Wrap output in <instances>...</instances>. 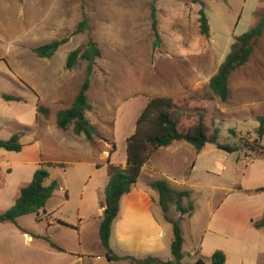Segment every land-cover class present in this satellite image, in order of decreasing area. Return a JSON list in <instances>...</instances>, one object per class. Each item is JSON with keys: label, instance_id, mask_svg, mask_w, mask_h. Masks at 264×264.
I'll use <instances>...</instances> for the list:
<instances>
[{"label": "rangeland", "instance_id": "374dc122", "mask_svg": "<svg viewBox=\"0 0 264 264\" xmlns=\"http://www.w3.org/2000/svg\"><path fill=\"white\" fill-rule=\"evenodd\" d=\"M201 4L209 24L208 36L199 31ZM152 5L160 36V45L155 50L150 29ZM263 14L264 0H0V134L32 130L39 114L36 107L31 102L21 105L5 101L2 94L29 95L30 90L37 97L32 85L44 78L42 70L60 71L51 78L67 80L61 88L54 89L61 90L64 98L77 93L86 64L80 61L68 70L66 57L91 40L101 54L93 65L87 92L90 106L87 118L95 128V139L114 146L111 153L117 164L125 157V140L133 134L135 120L147 101L169 97L179 107L180 129L191 127L202 113L208 135L218 129L219 143L240 147L234 153L220 150L225 155L224 173L232 170L234 164L244 168L245 161L254 156L244 145L259 142L256 118L264 117V30L248 61L230 74L226 101L214 97L207 85L235 37L252 28ZM84 18L87 27L73 34ZM62 38L67 41L50 58H39L33 52L37 46ZM45 89L51 90V85L47 84ZM49 141L57 147L64 145L54 137ZM49 141L41 135L37 137L43 157L52 153L51 158L63 164L49 166L50 177L57 183L79 184L70 187L68 199L57 190L47 202L45 209L52 211L50 217L56 222L55 227H45L33 214L23 216L20 223L32 237L42 238L45 232L50 233L51 239L66 251H99L94 207L84 201L79 209V192L80 183L101 181L87 179L94 168L86 164L88 158L55 150ZM20 142L25 144L26 137ZM260 144L264 146V136ZM155 150H150L148 156ZM177 214L170 206L168 217L178 220ZM206 220L203 210L190 223L188 216H183L179 227L186 235L192 224L200 236ZM164 225L170 227L172 237L171 226ZM192 237L183 241L182 264L194 263L188 254L199 237L194 234ZM11 240H17L19 252L23 237L17 235ZM193 252L195 256L198 254L196 248Z\"/></svg>", "mask_w": 264, "mask_h": 264}, {"label": "crops", "instance_id": "0c3cea01", "mask_svg": "<svg viewBox=\"0 0 264 264\" xmlns=\"http://www.w3.org/2000/svg\"><path fill=\"white\" fill-rule=\"evenodd\" d=\"M42 72L44 78L37 79L36 84L32 85L38 94L37 97L29 90V95H15L22 100L8 101L21 105L31 102L33 107L39 104L47 108L49 113L46 118L37 114L32 130L28 125L27 130L14 132L21 133L20 141L26 137L25 144L20 142V151L9 152L0 149V213L13 205L20 188L31 181L40 163H48L50 166L63 165L59 160L51 158L54 155L52 153L48 152L43 157L37 142L38 135L47 141L54 137L64 145L57 147L49 141L51 147L60 152L88 158L86 164L94 168L89 172L87 179L91 181L96 178L101 181L80 183L82 186L79 192V209L84 201L94 207L92 215L98 235L104 208V188L108 181L107 165L124 168L126 155L117 164L113 153L109 154L112 144L103 139H95L96 132L92 140L88 141L82 135H75L71 129H59L55 124V113L70 107L76 93H72L67 99L64 98L61 90L54 89L61 88L62 83L67 80L51 78L55 72L60 71L44 69ZM47 84L51 85V90L45 89ZM51 108L54 110L51 111ZM85 116L87 118V112ZM14 133L0 134V139L7 140ZM224 161L225 155L220 150L205 145L196 151L184 141H173L169 146L152 152L141 168L136 183L120 200L118 216L111 228L110 250L118 257L172 260L170 227H166L164 223L171 225L163 219L157 204V195L149 187L150 182L163 180L175 190L189 191L190 201L194 206L193 213L188 217L189 223L193 219L196 221V216L203 210L206 214L207 220L200 236H197L199 233L192 224L186 230V235L182 233L183 241L186 238L193 239V234L199 237L196 238L193 249L196 248L198 256L204 258V264L210 263L209 257L216 250L224 253V264H264V228L256 229L251 224V221L264 216V155L253 156L250 161H245L244 168L234 164L233 169L226 173L223 172ZM49 168L47 167L48 170ZM77 184L79 183H57L53 194L59 190L63 192L65 199H68L70 187L73 188ZM51 213L52 211L48 212L44 207V210L33 215L37 222H43L45 227L51 228L56 226V222L50 217ZM77 215L79 221H82L80 210ZM22 217L17 218L15 223H0V264H137L122 259L108 261L100 240L99 251L96 252L66 251L51 239L50 233L45 232L44 238L27 234L25 226L20 223ZM17 235L23 237L19 252L16 251L19 248L17 240H11V237ZM193 249L188 256L195 262L197 256L194 255Z\"/></svg>", "mask_w": 264, "mask_h": 264}, {"label": "trees", "instance_id": "16d2710c", "mask_svg": "<svg viewBox=\"0 0 264 264\" xmlns=\"http://www.w3.org/2000/svg\"><path fill=\"white\" fill-rule=\"evenodd\" d=\"M198 23L200 34L208 36L209 24L202 4L198 11ZM86 27L87 24L84 18L73 31V34L80 33ZM150 29L153 37L152 46L153 50H155L160 45V36L156 9L153 5L150 8ZM263 30L264 14L252 28L235 37L229 52L215 74L209 79L207 85L209 91L221 102L226 101L228 98V78L230 74L248 61L253 52V45ZM66 41V38L52 40L37 46L33 49V52L39 58H50L59 46ZM100 54V49L91 40L67 54L65 68L68 70L74 68L80 61L85 62L84 78L70 107L55 113V124L59 129H71L75 135H82L88 141L92 140L95 128L85 116V113L90 109L87 101V92L90 88L91 76L93 75V65L95 60L100 57ZM2 98L5 101H20L19 97L8 94H2ZM36 112L46 118L49 110L37 104ZM181 118L179 107L171 98L153 97L149 99L135 120L133 134L125 140V167L107 165L108 181L104 188V200L102 203L104 208L98 226V237L108 261L122 259L137 264H182L181 260L184 256L182 253L183 236L179 227V220L183 216L189 217L194 211V206L190 201L189 191L175 190L163 180L152 181L149 183V187L157 195V204L162 211L163 219L171 225L170 254L172 260L161 261L152 257L144 259H134L127 256L118 257L109 248L111 228L118 216L120 200L136 183L140 170L148 159L150 150L169 146L173 141H184L193 146L196 151L201 150L207 144L214 145L216 149L227 153L239 151L240 147L238 146H230L218 142V129H214L212 134L208 135L202 113L197 115L195 123L186 130L180 129ZM256 121L258 126L255 133L259 142L244 146L255 157H258L264 155V146L260 144L264 136V117L257 116ZM20 136L21 133L18 132L7 140L0 139V149L9 152L20 151L22 147ZM113 150L114 146L112 145L109 154ZM50 165L48 163H40L39 167L34 171L31 181L20 188L13 205L0 213V223H15L16 219L21 216L37 215L44 210L46 203L57 188V181L50 178L47 170ZM170 206H173L179 214L178 220L168 217L167 213ZM251 224L256 229L264 228V216L259 220L251 221ZM51 245L54 246L53 244ZM196 256L197 258L193 264H204V258L198 256V254ZM209 261L210 264H224V253L220 250L214 251L209 257Z\"/></svg>", "mask_w": 264, "mask_h": 264}]
</instances>
